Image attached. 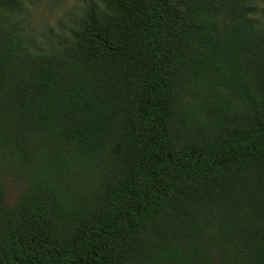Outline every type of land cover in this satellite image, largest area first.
I'll list each match as a JSON object with an SVG mask.
<instances>
[{"label":"trees","instance_id":"obj_1","mask_svg":"<svg viewBox=\"0 0 264 264\" xmlns=\"http://www.w3.org/2000/svg\"><path fill=\"white\" fill-rule=\"evenodd\" d=\"M0 0V264H264V0H95L39 46Z\"/></svg>","mask_w":264,"mask_h":264},{"label":"rangeland","instance_id":"obj_2","mask_svg":"<svg viewBox=\"0 0 264 264\" xmlns=\"http://www.w3.org/2000/svg\"><path fill=\"white\" fill-rule=\"evenodd\" d=\"M95 0H26L10 20L39 46L58 45L68 36L87 3ZM264 8V4H258Z\"/></svg>","mask_w":264,"mask_h":264}]
</instances>
